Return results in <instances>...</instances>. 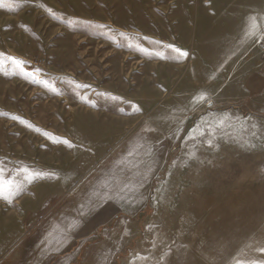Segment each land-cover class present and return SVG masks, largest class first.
<instances>
[{
  "label": "rangeland",
  "instance_id": "374dc122",
  "mask_svg": "<svg viewBox=\"0 0 264 264\" xmlns=\"http://www.w3.org/2000/svg\"><path fill=\"white\" fill-rule=\"evenodd\" d=\"M263 26L264 0H0V264H264Z\"/></svg>",
  "mask_w": 264,
  "mask_h": 264
},
{
  "label": "crops",
  "instance_id": "0c3cea01",
  "mask_svg": "<svg viewBox=\"0 0 264 264\" xmlns=\"http://www.w3.org/2000/svg\"><path fill=\"white\" fill-rule=\"evenodd\" d=\"M261 53L260 67L246 82L242 98L246 99L251 107L264 114V52Z\"/></svg>",
  "mask_w": 264,
  "mask_h": 264
},
{
  "label": "snow or ice",
  "instance_id": "6c2138e0",
  "mask_svg": "<svg viewBox=\"0 0 264 264\" xmlns=\"http://www.w3.org/2000/svg\"><path fill=\"white\" fill-rule=\"evenodd\" d=\"M175 51H177L181 55H186V53L180 52L179 49H176ZM17 63H23V62L17 61ZM0 176H2V172H0ZM36 178H43V174L42 173H33L32 178L29 180V183L33 182V180ZM3 183H4L3 179H0V186H2ZM0 195H2V193H0Z\"/></svg>",
  "mask_w": 264,
  "mask_h": 264
},
{
  "label": "built area",
  "instance_id": "2783aa9c",
  "mask_svg": "<svg viewBox=\"0 0 264 264\" xmlns=\"http://www.w3.org/2000/svg\"><path fill=\"white\" fill-rule=\"evenodd\" d=\"M259 44H260L261 51L264 52V26H263L261 34H260Z\"/></svg>",
  "mask_w": 264,
  "mask_h": 264
}]
</instances>
